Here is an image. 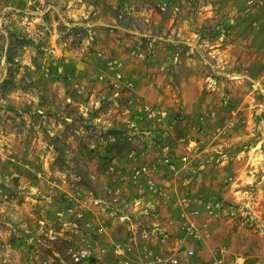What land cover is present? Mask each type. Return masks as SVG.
<instances>
[{"label":"rangeland","instance_id":"1","mask_svg":"<svg viewBox=\"0 0 264 264\" xmlns=\"http://www.w3.org/2000/svg\"><path fill=\"white\" fill-rule=\"evenodd\" d=\"M148 257L264 264V0H0V264Z\"/></svg>","mask_w":264,"mask_h":264},{"label":"built area","instance_id":"2","mask_svg":"<svg viewBox=\"0 0 264 264\" xmlns=\"http://www.w3.org/2000/svg\"><path fill=\"white\" fill-rule=\"evenodd\" d=\"M114 252L116 254H120L121 253V251H120V249L118 247L115 248ZM190 253H191V251H190ZM86 255H87L86 251H83V252H81L79 254H75L74 257H73V259L75 261H79L81 258H84ZM172 262L173 263H176L177 261H176V259H173Z\"/></svg>","mask_w":264,"mask_h":264},{"label":"crops","instance_id":"3","mask_svg":"<svg viewBox=\"0 0 264 264\" xmlns=\"http://www.w3.org/2000/svg\"><path fill=\"white\" fill-rule=\"evenodd\" d=\"M120 246V245H119ZM121 247V246H120ZM122 249V248H121ZM147 249V247L145 246L144 247V249L143 250H146ZM147 250H152V251H154L153 249H151V248H148ZM149 258V264H154V262L152 263L151 261V259H150V257H148Z\"/></svg>","mask_w":264,"mask_h":264}]
</instances>
